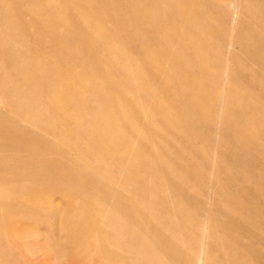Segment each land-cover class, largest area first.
I'll return each instance as SVG.
<instances>
[{
	"label": "bare ground",
	"instance_id": "1",
	"mask_svg": "<svg viewBox=\"0 0 264 264\" xmlns=\"http://www.w3.org/2000/svg\"><path fill=\"white\" fill-rule=\"evenodd\" d=\"M250 2L248 11L254 26L244 27L236 40L226 36L224 29L217 33L210 29V45L195 41L199 30L195 31L190 20H184L186 11L201 7L195 0H140L130 25V46L137 52L136 33L148 32L155 24L147 20L150 7L161 11L157 23L174 20L179 24L170 37L159 30V37L166 40L154 47L169 55V64L142 60L136 66L159 83L172 84L173 88L166 89L165 101L170 108L178 103L175 115L180 118L193 117L198 111L205 114L201 104L186 97L184 86L205 81L218 84L211 93L202 91L210 98V132L198 133L192 125L187 127L182 143L198 153V142L212 148L220 139L223 146L230 148L233 162L219 157L213 164L210 154L204 153L202 171L193 173L197 164L192 162V156L184 154L182 143L173 141L181 136L176 122L158 117L159 97L138 89L135 92L142 96L147 112L139 118L135 110L138 106L133 105L132 120L136 125L130 124L131 134L123 138L125 144L121 148H114L118 136L109 134L116 127L115 121H110L107 128H94L93 132L100 139L102 150L112 148L122 158L129 154L136 164L153 168L140 173L121 163L118 169L128 170L135 185H130L127 178L122 189H117L114 184L119 180L109 174L113 168L101 158L89 161L88 168L66 165L59 171L69 174L84 168L91 174L104 172L107 176L93 175L88 186H81L57 169L48 171L40 176L43 183H55V193L50 195L39 193L36 183L16 184L12 177H4L0 190L10 193L0 196V264H264V110L258 107L264 102V0ZM232 14L235 17L237 11L229 13L224 8L220 17L225 20ZM39 17L50 25L39 24L32 38L52 42L59 32L52 24L55 15ZM209 19L202 14L191 18L194 23H207ZM184 32L193 40L190 48L180 47V33ZM196 62L214 67H201L195 74ZM68 100L52 102L47 113L78 123L62 115ZM232 100L238 103L235 110L225 105V101ZM78 114L80 121H87L86 111ZM1 127L5 130L9 125L3 123ZM158 137L171 146L153 147L151 143ZM129 146L141 147L148 157L133 156ZM177 155L185 159L182 164L177 162ZM166 160L169 165L161 168ZM71 186L76 187L74 193ZM23 189L29 191L22 193ZM149 192L154 199L146 195ZM8 206H13L12 211L5 210ZM6 215L14 220L4 218ZM34 219L40 220L39 230L44 229L46 234L35 231L38 227Z\"/></svg>",
	"mask_w": 264,
	"mask_h": 264
},
{
	"label": "rangeland",
	"instance_id": "2",
	"mask_svg": "<svg viewBox=\"0 0 264 264\" xmlns=\"http://www.w3.org/2000/svg\"><path fill=\"white\" fill-rule=\"evenodd\" d=\"M139 1L0 0V186L4 184V177H12L16 184H24L27 181L36 183L40 186L38 192L43 195L54 194L55 183L46 184L41 180L45 172L56 169L58 172L60 167L73 164L88 168L87 163L96 158H101L113 168L109 174L112 179L115 177L119 180L114 184L117 189H122L124 181L129 179L128 170L118 169L121 163L136 168L140 173L152 169V166L136 164L129 159V154L122 158L115 154L112 148L102 150L100 139H97L93 132L94 128H107L110 121H115L116 127L111 128L109 134L118 136L119 140L114 148H121L125 144L123 138L126 139L131 134L130 124L136 125L132 120L133 105L138 106L135 110L139 113V118L144 117L143 114L147 112L142 104V96L135 92L138 89L159 97L161 113L158 112V117L176 122L178 134L181 135L173 140L175 143H182L183 138L187 136V127L192 125L197 127L198 133L210 132V98L208 95H202V91L211 93L218 88V84L205 81L184 86L186 97L201 104L205 114L198 111L193 117L180 118L175 115L178 103L170 108L165 101L168 95L166 89L173 88L172 84L159 83L145 69L136 66L142 60H151L160 65L169 64V55L157 52L154 47L162 45L166 40L159 37V30L166 37H170L177 32L179 26L174 20L167 24L157 23L161 11L157 7H150L147 20L155 24L148 32L136 33L135 41L139 45L135 52L129 41L132 33L130 25ZM250 1L195 0V4L201 7L186 11L184 20H190L195 31L199 30L195 41L202 40L210 45V29L216 33L224 29L226 36L236 40L244 27L254 26L253 17L251 18L248 11ZM224 8L229 13L237 11V14L235 17L232 14L231 18L221 19L220 14ZM51 13L55 15L52 24L57 26L59 31L54 34L53 41L33 39L39 24L50 25L40 18L39 14ZM198 14L209 17V21L192 22L191 18ZM186 34L180 33V47L190 48L193 46V40ZM231 45L232 48H237L234 41ZM207 55L212 56L209 53ZM240 55L241 59H244V55ZM202 65L195 63V74L201 67L205 70H212L214 67L210 64ZM100 89L102 93H99ZM63 99L69 100L62 115L74 118L78 123L52 117L47 113L52 102H62ZM180 99L178 97L179 102ZM251 102L254 104L256 100L252 99ZM225 105L231 110L238 107L236 100L225 101ZM258 107L264 110V102ZM79 111L88 113L87 121L78 119ZM3 123L9 125V128L3 130ZM151 144L156 148L171 146L163 137L155 138ZM215 144L216 146L211 148L204 142H198V153L194 148L181 144L184 154L192 156V162L197 164L192 168L193 173L202 171L200 163L204 153L210 154L213 164L219 157L226 162H233L230 148L223 146L220 139H217ZM129 147L133 156L148 157L141 147ZM176 159L181 164L185 160L182 155H177ZM168 165L169 161L161 168L166 169ZM84 168L69 174L65 171L59 172L63 173L66 179L81 186H88L93 175L98 177L104 173L91 174ZM163 173L171 177L170 173ZM129 184L135 185V182L129 179ZM75 190L76 187L71 186V192L74 193ZM28 191L23 189L22 193ZM8 193L9 190H0V196H6ZM146 195L150 199L155 198L152 192ZM8 208L11 210L13 206H8L5 210ZM3 217L14 220L13 216ZM34 220L38 227L35 231L46 234L44 229L39 230L42 226L40 220ZM51 243L54 244L52 241Z\"/></svg>",
	"mask_w": 264,
	"mask_h": 264
}]
</instances>
